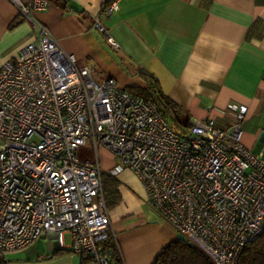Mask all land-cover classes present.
Returning <instances> with one entry per match:
<instances>
[{
	"label": "built area",
	"instance_id": "2783aa9c",
	"mask_svg": "<svg viewBox=\"0 0 264 264\" xmlns=\"http://www.w3.org/2000/svg\"><path fill=\"white\" fill-rule=\"evenodd\" d=\"M7 1L27 18L49 6V0ZM119 2L100 16H110ZM100 16L95 29L117 49ZM231 108L228 129L207 117L190 120L178 134L149 100L113 78L96 81L91 66H77L34 24L32 40L0 65V259L50 235L83 264H115L102 245L110 219L101 148L115 158L116 172L138 177L161 222L212 264H238L244 247L264 235V145L259 153L244 147L247 110ZM88 142L95 160L80 158Z\"/></svg>",
	"mask_w": 264,
	"mask_h": 264
},
{
	"label": "crops",
	"instance_id": "0c3cea01",
	"mask_svg": "<svg viewBox=\"0 0 264 264\" xmlns=\"http://www.w3.org/2000/svg\"><path fill=\"white\" fill-rule=\"evenodd\" d=\"M104 2L49 0L47 9L27 18L0 0V65L32 40L38 24L76 57L77 66H91L96 81L113 78L123 89L144 88L139 74L155 77L180 108L181 122L212 117L216 127L228 129L235 118L231 106L245 107L241 142L252 153L262 151L264 0H120L108 17L100 16ZM99 16L117 49L95 29ZM97 161L104 179L117 182L119 201L108 209L109 234L122 264H153L178 235L146 205L145 189L132 171L116 172L115 158L101 148ZM20 252L5 260L82 264L80 256L59 250L50 235Z\"/></svg>",
	"mask_w": 264,
	"mask_h": 264
},
{
	"label": "trees",
	"instance_id": "16d2710c",
	"mask_svg": "<svg viewBox=\"0 0 264 264\" xmlns=\"http://www.w3.org/2000/svg\"><path fill=\"white\" fill-rule=\"evenodd\" d=\"M114 1L105 0L102 11L108 8ZM139 77L145 84L144 88H125L124 90L130 94L149 100L165 118L170 127L178 134H182L188 128L189 122L180 121V108L163 93L155 77L146 73H140ZM101 183L106 207L107 209H111L119 201V197L116 195L117 182L104 179L102 174ZM110 196L113 197L112 201H109ZM102 245L106 250L111 252L112 261L115 264H120V257L109 233ZM83 261L84 259H82V264ZM0 264H8V262L5 259H0ZM153 264H212V262L197 248L191 246L185 238L177 236L176 240L161 250ZM238 264H264V235L259 236L244 247Z\"/></svg>",
	"mask_w": 264,
	"mask_h": 264
},
{
	"label": "rangeland",
	"instance_id": "374dc122",
	"mask_svg": "<svg viewBox=\"0 0 264 264\" xmlns=\"http://www.w3.org/2000/svg\"><path fill=\"white\" fill-rule=\"evenodd\" d=\"M80 157H85L86 159H93V160H95V154H94V152H93V150H91L90 148H89V142L87 143V145H86V147H84L83 149H82V151H80ZM66 243H68V239H67V237H66ZM46 244H51L49 241H47L46 242ZM13 253H21L20 251L18 252V251H16V252H13ZM8 259H10V260H13L12 258H8ZM9 260H7V262H8Z\"/></svg>",
	"mask_w": 264,
	"mask_h": 264
}]
</instances>
